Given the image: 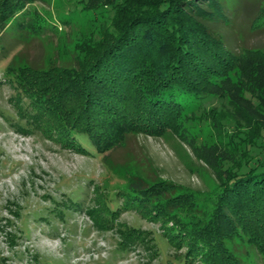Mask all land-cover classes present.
I'll return each instance as SVG.
<instances>
[{
	"label": "trees",
	"instance_id": "obj_1",
	"mask_svg": "<svg viewBox=\"0 0 264 264\" xmlns=\"http://www.w3.org/2000/svg\"><path fill=\"white\" fill-rule=\"evenodd\" d=\"M32 1L36 0H0V33L14 21L19 28L26 26L19 20ZM84 2L92 8L105 4L113 22L79 44L84 55L77 66L57 72L28 67L36 77L25 76L23 69V74L12 71L18 97L26 100L30 111L21 107L19 127L22 122H42L65 145L105 155L134 134L175 130L186 139V107L209 96L233 100L250 93L257 107H264V50L237 43L240 34L264 26V1ZM8 51L0 47V62ZM40 72L45 74L42 78ZM220 124L234 131L238 120L226 117ZM256 125L264 130V121ZM217 169L220 184L202 198L173 183L131 182L119 201L116 194L104 202L109 212H104L103 223H113L114 214L126 205L128 210L136 208L141 218H157L170 246L185 248L175 255L182 264L194 259L199 264H242L229 248L236 236L264 254V162ZM139 229L118 226L132 237H139Z\"/></svg>",
	"mask_w": 264,
	"mask_h": 264
},
{
	"label": "rangeland",
	"instance_id": "obj_2",
	"mask_svg": "<svg viewBox=\"0 0 264 264\" xmlns=\"http://www.w3.org/2000/svg\"><path fill=\"white\" fill-rule=\"evenodd\" d=\"M84 3L36 0L19 20L28 26L14 21L0 33V47L9 49L0 62V264H182L175 255L185 248L170 246L160 220L141 218L126 205L113 223H103L109 212L104 202L116 194L119 201L131 182L173 183L207 197L221 182L217 168L264 162V130L256 125L264 121V107L250 93L233 100L209 96L186 107V139L175 130L134 134L105 155L65 145L42 122L19 127L21 107L30 111L18 97L12 71L36 77L28 67L57 72L77 66L84 55L79 44L113 22L105 4ZM256 28L240 34L237 43L264 50V26ZM226 117L238 120L234 131L220 124ZM116 223L138 226L139 237L119 231ZM229 248L242 264H264V254L242 237H234Z\"/></svg>",
	"mask_w": 264,
	"mask_h": 264
}]
</instances>
